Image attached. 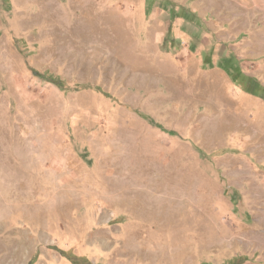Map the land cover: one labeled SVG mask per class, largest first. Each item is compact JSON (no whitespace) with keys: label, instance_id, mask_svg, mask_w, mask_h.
Returning <instances> with one entry per match:
<instances>
[{"label":"rangeland","instance_id":"374dc122","mask_svg":"<svg viewBox=\"0 0 264 264\" xmlns=\"http://www.w3.org/2000/svg\"><path fill=\"white\" fill-rule=\"evenodd\" d=\"M229 56L264 86V0H0V264H264Z\"/></svg>","mask_w":264,"mask_h":264},{"label":"trees","instance_id":"16d2710c","mask_svg":"<svg viewBox=\"0 0 264 264\" xmlns=\"http://www.w3.org/2000/svg\"><path fill=\"white\" fill-rule=\"evenodd\" d=\"M207 57L210 58L211 55H208ZM218 66L228 73L234 83L249 88L250 91L255 92L257 96L264 99V86L260 85L255 78L242 71L240 62L236 57H224L218 62ZM210 67H212V65H210ZM70 259L74 264H90L85 260L74 256H71Z\"/></svg>","mask_w":264,"mask_h":264}]
</instances>
